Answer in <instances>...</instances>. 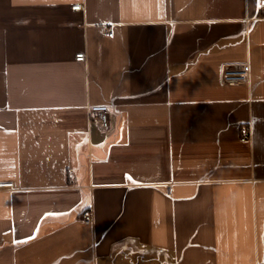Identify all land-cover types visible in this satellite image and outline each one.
Masks as SVG:
<instances>
[{"label": "crops", "instance_id": "crops-1", "mask_svg": "<svg viewBox=\"0 0 264 264\" xmlns=\"http://www.w3.org/2000/svg\"><path fill=\"white\" fill-rule=\"evenodd\" d=\"M263 10L0 0V264H264Z\"/></svg>", "mask_w": 264, "mask_h": 264}, {"label": "built area", "instance_id": "built-area-1", "mask_svg": "<svg viewBox=\"0 0 264 264\" xmlns=\"http://www.w3.org/2000/svg\"><path fill=\"white\" fill-rule=\"evenodd\" d=\"M80 4H75L72 6L73 9H80ZM264 16V10H263ZM104 29L108 32L109 35H112L113 32L109 29V27L104 26ZM86 54L84 52H79L76 54L77 60H85ZM250 70L249 66L246 64L238 65V66H229L224 70V79L228 82H237L244 81L249 77ZM92 113L96 115L97 120L101 124L103 128H107L109 126V115H108V106L107 105H94L91 107ZM12 183H0V187L11 186ZM82 220L86 223H90L93 220V213L91 210H86L82 214Z\"/></svg>", "mask_w": 264, "mask_h": 264}]
</instances>
